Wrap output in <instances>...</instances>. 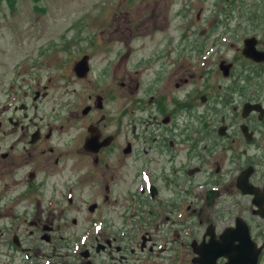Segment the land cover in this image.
<instances>
[{
  "label": "rangeland",
  "instance_id": "374dc122",
  "mask_svg": "<svg viewBox=\"0 0 264 264\" xmlns=\"http://www.w3.org/2000/svg\"><path fill=\"white\" fill-rule=\"evenodd\" d=\"M242 1L0 0V108L8 106V115L15 116L14 106L25 105L32 122L62 124L58 134L66 132L67 136L57 135L51 141L52 144L54 141L59 149L66 138L73 140L75 137H80L82 140L86 136L85 128L82 126L86 127L95 119L82 116L81 111L87 105L94 106L96 97L101 96L103 109L101 111L95 109V115L101 113L105 119L99 122V126L109 124L104 127V131L111 133L117 132L116 128H118L117 143L122 147L126 145V141L131 142L134 152L132 156L121 155L116 160V156H112L109 164L110 166L112 163L117 164L116 170L112 167L95 166L94 168L104 175L103 180H107L109 176H117L119 188L114 187L107 194L110 201L113 196L126 199L129 196L126 190L133 189L138 183L139 169L147 171L146 168H142L146 166L147 161L145 147L140 149L142 140L135 137L148 138L141 127V121L147 119L146 125L149 124L152 137L158 140L162 136L163 129L167 132L176 131L174 130L176 124L186 126L192 123V127L199 128L201 137H204L201 128L205 123L208 127L214 126L213 132L217 135L219 126L224 124L210 118L211 109L224 106L227 108L226 112H230L239 102L244 101L242 99L253 101L250 97L252 92L255 91L254 94H257L258 87H264V72L261 78L260 75L256 76L250 63L246 64L245 70L239 67V78L235 82L223 79L219 73L218 64L221 60L224 66L234 59L238 64L240 57L237 55V48L242 42L240 38L249 35L252 29H257L256 25H264V1L253 0L251 6L256 7L254 13L248 8L245 10L238 8ZM223 7H226L230 13L235 11L239 13L243 33L234 32V29L238 30V28H234L233 18L229 23L222 21ZM261 8L263 9L260 10ZM181 10L182 12H179ZM228 26L230 27L227 28ZM201 27L205 32L200 35ZM222 35L227 36V39H221ZM229 42H234L236 45L230 47L227 45ZM198 43L203 47L200 48ZM166 45L171 47L169 52L171 57L175 58L180 48L184 57L182 80L178 81L176 77H172L166 79L167 83H161L165 87L164 94H168L172 101L181 93L182 87L183 95L200 89L190 84L191 79L187 76L190 73L189 66H193L194 61L200 57L201 54L197 55V53L207 52L209 48L211 52L215 46L226 49L228 54L222 52L215 55L211 62L208 61L210 64L213 63L208 67L211 74L206 71L199 77L202 85L207 83V92L211 90L213 84H215L213 89L224 85L223 88H230L231 96L227 100L223 97V103L221 99L215 98L203 103L204 105L198 103L196 99L192 103L194 106H191V109L185 107L183 112L177 111L173 102L168 103L167 107L150 104L148 83L155 79V74L149 69L151 67H154V70L166 69L168 64L164 62L162 54ZM84 54L89 56L91 69L87 76L78 78L73 66ZM148 59L151 61L148 62ZM134 70H138L140 74L136 91L131 89L134 85L132 81L136 79ZM170 70L171 68L168 69V73L171 72ZM186 81H190L189 84L187 82L188 85L184 83ZM196 81L199 82L198 77ZM35 92L39 93L36 100L33 99ZM140 100L141 102L137 103ZM15 113L18 115V111ZM168 115L170 120L163 124L162 120ZM186 129L190 133L191 127L184 128L182 132L184 152L188 148L185 139L189 133ZM223 136L224 133L221 132L217 137L220 145H216V148L221 149L222 139L227 140ZM219 137L222 138L219 140ZM234 143L233 152L231 150L228 153L230 155L224 154L222 150L213 151L210 155L208 152L209 156L206 160L199 159L201 162L204 161L203 163L195 157L193 163H190L189 159L186 160V153L183 152L182 162L186 165L184 172H179L178 180L183 194L184 219L192 217L186 206L193 203L192 206L195 207L197 202L199 204V201L204 199V193L198 195L195 192L194 186L197 183L205 186L214 177L220 179L224 169L232 168L229 170H234L237 174L243 169L246 160L238 152L237 142ZM159 146V144L155 146L154 153L157 149L156 152L159 154L161 150ZM212 146L213 144L210 148ZM77 147H73V152L71 150L67 155L75 156L74 151ZM154 153L149 156L148 161L155 170L165 169L168 175L166 185L170 186L169 182L175 179L171 174L172 167L180 164L181 159L176 158L178 161L172 165L176 152L172 151L170 155L163 156ZM139 157L142 159L141 167ZM80 164L85 171L90 169V165L88 166L86 162ZM194 168L196 169L192 172ZM251 182L256 184L255 175L252 176ZM188 189L191 191L189 196H187ZM232 193L234 194L222 191L215 197L210 208H203L205 220L202 219L199 230L194 232L195 239L204 232L206 224H209L208 227L212 226L215 233L220 232L224 226L232 225L233 219L229 220V215L233 218L234 215L241 213L246 219L253 220L249 215L252 207L249 196L245 198L243 196V207L236 210L239 205L237 201L242 195L238 189L233 190ZM170 194L171 190H163L158 200L163 203L169 202ZM192 195L194 197H191ZM87 196L96 200L93 194ZM198 197L200 199L197 200ZM188 222L190 221L185 222V227ZM261 226L264 229V223ZM251 233L253 230L250 235ZM184 254L185 264H188L191 252L185 248Z\"/></svg>",
  "mask_w": 264,
  "mask_h": 264
},
{
  "label": "flooded vegetation",
  "instance_id": "af4514ba",
  "mask_svg": "<svg viewBox=\"0 0 264 264\" xmlns=\"http://www.w3.org/2000/svg\"><path fill=\"white\" fill-rule=\"evenodd\" d=\"M244 2L247 7L246 0ZM222 12L224 15L222 21L229 23L230 19L225 21L224 18L230 17V11L223 7ZM253 22L254 20L251 24ZM241 27L240 23L234 26L240 29ZM256 27L258 28V25ZM199 31L201 35L205 29L201 27ZM244 39L241 47L237 48V55L245 64H236L235 59L227 62L229 67L222 65V60L218 64L221 77L230 82L238 80L239 67L245 70L247 63L254 68L256 76L260 75V78L263 76L261 74L264 72V62H255L243 56ZM255 39L252 46L258 51H264V35L262 39L260 37ZM198 46L203 47L200 43ZM229 46L232 47L233 44L230 43ZM170 51L171 47L164 46L162 54L164 62L168 64L167 70L164 68L154 70V67L149 69L155 74V79L148 83L150 104L167 107L168 103L173 102L176 110L183 112L185 107L191 109L196 99L200 104L208 103L215 98L221 99L223 103L231 96L230 88H223L224 85L213 89L215 85L213 84L211 90L207 92L206 83L205 87L202 86L203 89L186 92V95L182 94V87L181 93L172 101L168 94H164L165 87L161 83L172 77H176L178 81L182 80L184 63L181 48L175 58L169 55ZM221 51H213L208 59L205 56L198 57L194 65L189 66L190 73L187 76L191 79L189 82L192 87L198 86L196 79L200 78L203 72L208 71L211 74L208 67L213 63L209 62ZM227 52L225 49L224 54L227 55ZM204 53L208 51L198 54ZM149 61L151 60L148 59ZM225 67L227 74L224 73ZM169 68L171 72L168 73ZM133 74L136 79L132 81L134 85L131 89L136 91L140 74L138 70H134ZM187 82L184 83L188 85ZM256 91L257 94L253 91L250 96L253 101L242 99L244 101L239 102L230 112H226L227 108L222 105L223 107L219 109H211L209 116L215 121L218 115H221L217 120H221L220 124L223 123L224 128L223 131L219 128L217 135L223 132L224 138L227 139H222L224 154H228L231 150L233 152L236 141L238 152L246 160L238 174L234 170H229L232 168L224 169V173L219 177L223 181H217V187L229 194H234L233 190H237L239 185L246 191L248 183L254 184L251 180L255 175L257 182L254 184L256 189L252 188L256 191L253 192V199H256V203L261 208L258 211L262 210L264 213V87H258ZM98 97L101 98L100 101L97 100ZM223 97L226 98L222 100ZM102 102V97L97 96L94 106L87 105L81 111L82 116L95 119L86 127L82 126L85 128L86 136L82 140L80 137H75L73 140L66 138L59 149L54 141L53 144L51 141L57 135L67 136L66 132L58 134L62 124L32 122V117L27 114L28 108L23 105L14 106L15 116L8 115V106L0 108V264H185V248L191 252L188 264H194L193 260L197 255L193 246L201 244L202 241L208 242L210 238L208 232L218 239L221 231L235 227L237 216L245 220L250 232L253 230L251 238L258 247H261L258 264H264V229L261 226L264 217L255 214L254 205L250 201L253 196L249 197L252 206L249 215L253 220L246 219L241 213L233 218L229 215V220L233 219V224L224 226L218 233H215L212 226L208 227L209 224H206L204 232L195 239L194 232L199 230L203 222V208H210L214 203L207 200L206 191H200L204 193V199L200 200L199 204L197 202L195 207L192 206L193 203L186 206L192 217L184 219L183 194L178 180L179 172H184L183 129L191 127L190 133L186 129L189 133L185 139L188 148L186 147L187 150L184 152L189 162L193 163V157L195 159L199 157L203 143L200 129L192 127V123L186 126L176 124L174 132L163 129L162 136L158 140L152 137L153 133L149 124L146 125V119L141 121V127L148 138L135 136L137 134L133 136L142 140L140 149L145 147L147 161L146 166L142 168H146L147 171L139 169L137 185L133 189L126 190L129 194L126 198L128 200L125 197L120 199L113 196L110 201L107 194L114 187L119 188L117 176H109L107 180H103L104 175L94 167L115 169L117 164L112 163L111 166L109 164L111 157L115 155L116 160L121 155L132 156L134 148L129 141H126V145L122 147L117 143L118 128H116L117 132L111 133L104 131V127L109 124L99 126V122L104 120L105 116L101 113L95 115V109L101 111ZM15 111H18V115ZM196 112L198 113L197 109ZM168 120H170L169 115L162 120V123H167ZM162 123H160L161 127ZM58 125L60 126L57 127ZM209 127L208 124L203 123L202 134L207 135L210 131H214V126ZM232 130L236 131L232 132ZM195 132L199 133L196 135ZM91 138L95 139V143L86 146ZM157 144L161 147L159 154L157 149L154 153ZM75 146H78L74 151L75 156H68L67 153ZM172 151L176 153L175 161L171 164L174 165L178 161L176 158L179 157L181 163L172 167L171 174L175 179H172L169 182L170 186H167L168 175L165 169H153L148 159L152 153L163 156L170 155ZM233 154L235 156V153ZM139 159L141 167L142 159L140 157ZM80 162H86L88 166L90 165V169L88 171L82 169ZM249 167H252L253 171L251 169L249 179L245 180V170ZM210 180H216V177ZM207 185L205 184L204 189ZM163 190H171L169 202L163 203L158 200ZM102 192L105 194H101ZM190 192L188 189L187 196ZM86 194H93L96 200H92ZM243 204L242 202V207ZM242 207L238 206L236 210ZM187 221L190 222L186 227L191 225L189 232H186L184 225ZM226 262V258L219 257L216 264Z\"/></svg>",
  "mask_w": 264,
  "mask_h": 264
},
{
  "label": "water",
  "instance_id": "95a60500",
  "mask_svg": "<svg viewBox=\"0 0 264 264\" xmlns=\"http://www.w3.org/2000/svg\"><path fill=\"white\" fill-rule=\"evenodd\" d=\"M253 39H247L244 41L245 50L244 55L253 58L254 60L264 59V54H257L252 44H254ZM228 67V66H226ZM225 67V74H227ZM74 71L78 77H85L88 72L87 57L84 56L79 62L76 63ZM100 101V99L98 98ZM101 106V104H99ZM91 143H95V139H90L86 146ZM246 180V175L244 177ZM239 181V179H238ZM239 188L245 192V189L239 185ZM256 192L254 189H247L246 193L254 194ZM208 198L212 199L216 194L215 191H208ZM252 204L256 208L261 209L259 204L256 203V199L252 200ZM256 211L259 216L264 217V213L261 211ZM210 238L208 242L202 241L199 245H194V253L197 257L193 260L194 264H216L219 257H224L227 259L225 264H257L259 255L261 252V247H257L254 242L251 241L248 227L245 222L237 218L235 221L234 228H226L222 231L218 239H215L214 235L209 233Z\"/></svg>",
  "mask_w": 264,
  "mask_h": 264
}]
</instances>
